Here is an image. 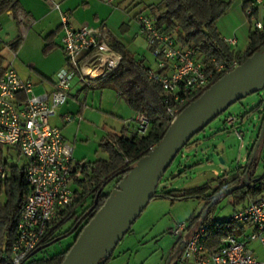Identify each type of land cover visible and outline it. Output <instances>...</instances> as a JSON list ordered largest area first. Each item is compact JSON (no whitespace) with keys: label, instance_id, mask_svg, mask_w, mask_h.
Instances as JSON below:
<instances>
[{"label":"built area","instance_id":"obj_1","mask_svg":"<svg viewBox=\"0 0 264 264\" xmlns=\"http://www.w3.org/2000/svg\"><path fill=\"white\" fill-rule=\"evenodd\" d=\"M45 1L52 2L59 9L54 0ZM246 14L249 16L251 10ZM16 16L20 20L23 18L19 11ZM137 19L157 69L165 72H152L150 78L167 94L166 101L171 100L166 108L167 127L207 88L240 65L234 59L228 65L216 64L207 73L197 61L193 49L177 48L171 37L154 29L153 20L149 17L140 15ZM253 27L261 29L262 24L257 21ZM60 29L66 66L55 74L50 92L36 94L32 83L22 80L11 64L6 65L0 77V145L16 148L24 158L30 189L10 253L1 255L0 264H23L46 241L51 223L59 211L73 203L75 180L81 178V174L79 167L72 162V146L64 141L58 128L49 124V119L70 98L75 81L86 84L106 77L122 61L121 54L110 44L105 28H74L70 24V14L60 12ZM224 42L232 47L237 41L230 37L224 38ZM66 120L69 122L71 118ZM134 122L139 132L146 131L148 120L145 117L135 115ZM227 122L233 124L234 119L228 117ZM4 177L5 173L0 168V178ZM228 178L226 174L217 175V185ZM238 178L243 182L246 180L241 174ZM201 221L192 232H188L189 225L184 222L171 229L181 244L177 264H264L247 247L249 241L256 239L264 244V197L250 201L243 209L223 220L253 225L254 233L242 240L228 233L209 243L206 238L208 227Z\"/></svg>","mask_w":264,"mask_h":264},{"label":"trees","instance_id":"obj_2","mask_svg":"<svg viewBox=\"0 0 264 264\" xmlns=\"http://www.w3.org/2000/svg\"><path fill=\"white\" fill-rule=\"evenodd\" d=\"M135 1V6L142 5L143 9L149 11L145 16L153 20V27L159 34L171 37L179 49H193L197 54V61L207 73L211 72L216 64L228 65L234 59H237L241 64L264 47V20L261 22V29L251 28L243 54H236L224 42L217 24L229 10L230 4L221 0ZM16 7L17 4L14 0H0V15L8 10H15ZM256 14V10H252L248 19ZM18 46L19 42L13 44L12 49L15 51ZM113 48L122 56L118 68L106 77L96 78L86 83L83 88L114 91L132 112L142 115L148 120V127L144 133H141L133 123L135 129L132 132L123 126L118 132L107 134L99 143V149L107 155V159L77 163L81 178L75 180L73 203L59 211L56 220L51 223L50 234L46 241L23 264H61L83 228L106 202L110 192L128 175L137 162L160 142L167 128L166 108L171 100L166 101L167 94L159 84L150 78L152 72L156 74L165 72L158 69L152 70L143 60L135 57L118 43L114 44ZM3 63L4 60L0 56V77L6 67L3 66ZM262 125H264V119ZM255 144L256 141L248 156L247 166L251 161ZM3 148L15 150L17 158L23 159V163L8 165ZM253 163L254 159L251 165ZM25 166L26 161L16 148L0 145V168L5 173V177L0 178V197H4L3 200L0 199V257L2 254L10 253L16 235L17 223L30 191L26 180ZM247 166L243 174L248 168ZM251 181L254 183L253 186L248 184L247 188V186L240 185L238 175L229 177L228 180L219 183L213 191L208 184L184 190H167L166 187L158 190L157 187L153 198H164L171 201L189 198L204 200L205 204L201 213L190 217L188 222L189 225H192L203 217L201 222L208 227L206 238L209 243H213L221 236L228 234L230 229H232L230 232L232 235L241 232L231 221L224 222V219L214 220L212 218L213 211L220 199L217 194L234 188L229 194L235 197L234 205H237L247 196H254L264 190V176L255 177ZM112 182L113 189L110 192H105L106 186ZM88 197L91 198V202L84 206ZM70 221L72 222L70 229L56 235V230L62 224ZM68 235H73V241L64 251L51 257L35 258L38 251ZM112 257L113 255L100 264H108Z\"/></svg>","mask_w":264,"mask_h":264},{"label":"rangeland","instance_id":"obj_3","mask_svg":"<svg viewBox=\"0 0 264 264\" xmlns=\"http://www.w3.org/2000/svg\"><path fill=\"white\" fill-rule=\"evenodd\" d=\"M80 1L65 0V6L63 7L62 5L64 3L61 4L62 12H68L66 6L71 7L68 12L70 17L73 14V16L82 20L89 19V21L93 19L94 13H99L101 19L94 21L95 24L91 22L89 27L105 28L112 41L121 42L128 52L141 60L144 59L145 64L152 70L157 69L155 58L149 44L140 32L137 19V16L148 15L149 11L147 9H143L142 5H137L130 12H127V8H124L127 3L125 4L121 0H92L90 6L86 8L80 4ZM47 2L52 3L50 1ZM76 5H79V7L76 8ZM139 11L141 13L134 16ZM263 17L260 13L256 14L252 27L256 21L261 22ZM54 19L55 12L45 22L48 25H53ZM38 24L39 22L33 26L35 30L39 29ZM59 33H62L60 28ZM42 48L43 45L37 43L32 35H29L23 41L21 47L15 53L6 46H0L1 53L6 58L5 63L11 64L17 75L22 80L31 82L32 85L40 83V81L43 82L45 78L53 79L55 74L63 68L62 66V68L57 69L58 64L60 62L65 63V56L59 48H53L47 53H43ZM33 90L36 94H40V92L43 93L44 88L41 84L40 86L38 84L33 87ZM100 92L104 94L101 109L112 110L114 113L122 115L121 112L125 107L122 102H117L115 93L109 89L98 91L95 93L97 97L95 95L94 99H92V92H82L77 98L69 100L68 106L63 110H68L70 113L75 114L78 104L86 99L88 105H92L91 107L96 111L99 109L98 94ZM92 100L94 101L92 102ZM100 117L101 119L95 121V123L92 121V116L82 121L83 125L80 132L84 131V135L89 140L85 144L78 141L81 146L75 148V160L95 161L98 158H107L105 153L99 151L98 142L104 131L112 127L118 129L120 126L117 121H111L103 117V115ZM228 117L234 119L233 124L227 122ZM263 119L264 90L247 96L245 99L230 106L225 112L210 122L203 131L196 134L178 153L161 178L158 190L162 187H166L167 190H184L200 187L204 184H208L213 189L217 185V176L214 173H218L219 176L227 174L232 177L237 170L244 171L247 166L245 160L251 152L253 143L257 142L261 134L264 133ZM77 122L78 120L70 123L68 126L71 129L69 130H72L73 126L76 129L77 126L75 125ZM134 129L135 126H132L128 131L132 132ZM79 138H84L82 133H79ZM96 150L98 151L97 154H95ZM3 152L7 158L8 165L12 163L21 165L23 163V159L17 158L15 150L3 148ZM253 173L257 176L264 175V137L261 145L256 150L254 163L249 170V175ZM112 189L113 182L106 186L105 192H110ZM219 196L220 199L212 215L214 220L228 218L233 213L232 195L221 194ZM0 199L3 200L4 197L1 196ZM90 202L91 198L88 197L84 206L89 205ZM204 204V200L197 198L178 201L153 198L131 226L130 231L119 242L114 252L117 253L124 248L132 236H138V239H142L140 241L143 244L140 245L141 242L137 243L134 250L139 253L148 252L149 259L146 264L161 263V260L180 252V246H177V237L171 233V229L183 222L189 225L188 219L199 215L204 208ZM71 225V221L62 224L56 230V235L65 233L70 229ZM194 227H189L188 232H192ZM231 231L232 229H230ZM182 236L184 237L185 234ZM72 241L73 235L63 236L38 251L35 254V258L51 257L58 254L64 251Z\"/></svg>","mask_w":264,"mask_h":264},{"label":"water","instance_id":"obj_4","mask_svg":"<svg viewBox=\"0 0 264 264\" xmlns=\"http://www.w3.org/2000/svg\"><path fill=\"white\" fill-rule=\"evenodd\" d=\"M262 90L264 47L212 84L180 112L177 119L166 128L160 142L110 192L61 264H100L107 260L153 199L161 178L178 153L230 106ZM260 138L253 149L242 186L250 184L249 170ZM233 189L229 188L222 194H229ZM219 195L221 193L217 197Z\"/></svg>","mask_w":264,"mask_h":264},{"label":"crops","instance_id":"obj_5","mask_svg":"<svg viewBox=\"0 0 264 264\" xmlns=\"http://www.w3.org/2000/svg\"><path fill=\"white\" fill-rule=\"evenodd\" d=\"M17 4V7L15 8V10H8L5 13L0 15V46L2 47H8L9 49H12L13 44L19 42V46L17 47V49L14 51V53L21 47L23 41L25 39L28 38L29 35L33 36V39L43 45V53H47L49 51H51L53 48H59L60 51L63 53L62 47H61V37H62V33H59V28H60V12H62L63 9H61V4L63 5V7L65 6V0H54V3L58 4L59 9H56L54 7L53 3H49L45 0H14ZM56 1V2H55ZM92 0H81L80 4L82 6H85L86 8H88L90 6V2ZM122 2H124L126 5H124V8H127V12H130L131 9H133V7H136L134 4L136 3L135 0L132 1H126V0H121ZM148 1V0H147ZM150 1H158V0H150ZM223 2L229 3L230 4V8L229 10L226 12V14L221 17V19L218 21V29L220 34L222 35L223 38H230V37H234L236 38V44L235 46H232V50H234V52L236 54H243L247 43H248V34L252 28V22L255 21L254 17L251 19H248V15L246 14V12L250 9L251 12L252 10H256L257 14H261L262 16H264V0H221ZM249 8H246V7ZM79 7V5H76V8ZM66 10L71 9V7H67L66 6ZM74 8V7H72ZM247 9V10H246ZM19 11L22 15L23 18L20 20L17 16H16V12ZM50 12H52L51 14H53L55 12V19H54V24L53 25H48L46 24V19H48V17L51 15ZM141 13V11H139L138 13H136L134 16H137ZM72 17H70V24L74 27V28H80L82 26H88L90 25L91 22L94 23V21L96 20H100L101 18L99 17V13H94L93 14V19L91 21H89V19L87 20H82L81 18H78L76 16H73V14L71 15ZM264 20V17L262 19V21ZM261 21V22H262ZM39 22V29H34L33 26ZM257 22V21H256ZM259 22V21H258ZM42 23H44V25H42ZM37 26V25H36ZM45 33V34H44ZM44 34V35H43ZM110 44L113 45L114 44H120L121 46H123L124 48H126L121 42H117V41H112L110 38ZM0 56L3 58L4 63L3 66L5 67L7 64L5 63L6 58L5 56L1 53L0 50ZM135 56V55H134ZM144 60V59H143ZM145 63V62H144ZM63 63L60 62L58 64L57 69H60L66 66V61L65 63L62 65ZM54 78V77H53ZM52 81L53 79H46L42 81H40V83L37 84H33V87L38 85L40 86V84L42 85V87L44 88V92H50L52 90ZM85 86L84 83H81L79 81H75L74 82V87L72 89V93L70 98L62 105L58 108V110L56 111L55 115L53 117H51L49 119V124L53 127H56L60 130L61 135L64 139V141L68 144H70L73 148L72 151V162L74 165H77V163H84V162H93V161H85V160H75L74 159V151L75 148H77V146H81L80 144H78V141H80L81 143L85 144L87 143V141L89 140L88 137L86 135H84V131H81L82 128V121L86 120V118L88 117H93L92 121L95 123V121H99L101 119V115H103V117H106L107 119H110L111 121H117L119 123L118 129L114 128V127H110L111 129H107L106 131H104L102 133V137L100 138L99 142H98V149H99V143L100 141L109 133L111 132H118L123 126L126 127L128 130L130 129V127H132L134 122V118H135V113L132 112L125 104L124 100L115 93V99L117 100V102H122L124 105V109L122 110V115L120 114H116L114 113V111H108L107 109H101L102 107V101L104 98V94L102 92H100L99 98H98V110H94L93 107H91L92 105H88V103L85 101H83L82 103L78 104V108L76 110V112H74L75 114L70 113L68 110H63L65 107L68 106V101L74 98H77L82 92H92V99L95 98V95L97 97V93L98 91H103L106 89H84L83 87ZM110 90V89H109ZM112 91V90H111ZM41 94V92H40ZM88 95V94H87ZM94 100H92L93 102ZM119 102V103H120ZM70 117L71 121H67L66 118ZM52 120V122H51ZM75 126H77V128L75 129L73 126L72 130H69L71 128H69L70 126H68L70 123L77 121ZM135 123V122H134ZM79 133H82L84 138L80 139L79 138ZM74 134V135H72ZM264 137V133L261 134V138H260V143L259 146L262 143ZM99 151H101L99 149ZM98 151H95V154H97ZM101 153H103L101 151ZM256 154V153H255ZM107 156V155H106ZM255 158V155H254ZM98 159H102V158H98ZM97 159V160H98ZM107 159V158H106ZM247 159L245 160V163L247 164ZM105 160V159H102ZM252 166V165H251ZM250 166V168H251ZM244 171H239L237 170L233 176H237L238 174H241L243 176V180H244ZM215 176L218 175V173H214ZM227 175V174H226ZM232 176V177H233ZM264 176V175H262ZM255 177H259L256 174H252L250 175V177L248 178V180L250 179V186H252L254 183L251 181L253 180ZM243 184V181L240 179V185ZM218 185L215 186V188ZM215 188H210L211 191H213ZM233 197V205H234V200L235 197L232 195ZM264 197V190L262 192H260L259 194H256L254 196H247L245 198L244 201L238 203L237 205L233 206V212L238 211L243 209L250 201L253 200H257L259 198ZM202 218L198 219L197 221H195L192 225H189V227L191 226H195L197 225V223L200 222ZM236 227L239 228V230L241 231L239 234L237 235H233L235 236L237 239L242 240L245 237H247L248 235L254 233L255 229L253 227V225L246 223V224H236ZM262 237L264 239V232L262 233ZM138 236H132L128 242L127 245L124 246V248H122L121 250H119L117 253L113 252V257L110 260V262L108 264H146V262L148 261V252H144V253H139L137 250H134L137 243L141 242L140 240L142 239H138ZM143 244L142 242L140 243V245ZM138 245V246H140ZM177 246H180V252L177 254H172L169 258H166L164 260H161V263L159 264H177L178 261V257L181 253V244L178 241ZM247 247L248 249L252 252V254L254 255V257L263 262L264 261V244H262L258 239L253 240V241H249L247 243ZM116 249V248H115ZM115 251V250H114ZM164 261V262H163Z\"/></svg>","mask_w":264,"mask_h":264}]
</instances>
